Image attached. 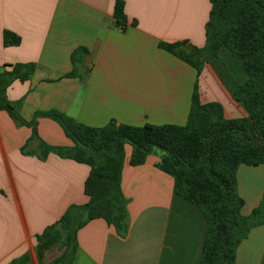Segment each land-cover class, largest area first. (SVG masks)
<instances>
[{
	"label": "crops",
	"instance_id": "crops-1",
	"mask_svg": "<svg viewBox=\"0 0 264 264\" xmlns=\"http://www.w3.org/2000/svg\"><path fill=\"white\" fill-rule=\"evenodd\" d=\"M116 0H0V68L34 64L29 80L15 81L6 99L30 121L35 112L56 111L91 128L116 125L183 126L193 87L201 104L216 103L226 120L247 113L232 93L247 80L241 61L227 49L197 75L189 65L159 48L186 41L202 48L208 0H122L125 23L113 18ZM19 38L5 47L3 32ZM76 54V75L71 54ZM38 138L50 147L71 148L61 127L37 119ZM31 129L0 111V264H51L64 248L57 244L39 262L36 237L71 205H84L89 168L47 153L40 157ZM125 145L121 191L127 200L123 237L103 220L87 222L76 234L71 264H200L206 222L201 212L174 192V180L157 166L154 149L144 164H129ZM237 192L242 215L264 193V164L241 166ZM237 264H264V224L253 228L235 253Z\"/></svg>",
	"mask_w": 264,
	"mask_h": 264
},
{
	"label": "trees",
	"instance_id": "trees-1",
	"mask_svg": "<svg viewBox=\"0 0 264 264\" xmlns=\"http://www.w3.org/2000/svg\"><path fill=\"white\" fill-rule=\"evenodd\" d=\"M210 11L205 24L202 48L188 42L159 43V48L192 67L197 75L205 63L215 59L221 49L229 50L240 61L247 80L233 93L247 113L242 119L226 120L219 104H201L197 86L193 87L186 123L133 127L109 122L91 128L56 111L35 112L30 121L21 118L18 104L6 99V91L15 81L21 83L34 74V64L4 65L0 68V111L19 126L31 129L29 141L37 142L40 157L54 153L89 168L83 185L88 201L71 205L64 214L36 237V257L60 244L64 251L51 264H71L76 234L87 222L103 220L123 237L128 229L127 200L121 191L124 147L132 149L129 164H144L154 149L164 153L157 168L174 180V192L203 215L206 227L200 264H237L235 253L249 232L264 224V193L248 216L242 215L244 202L237 192L239 167L264 164V0H208ZM113 18L123 29V1L116 0ZM5 47L17 46L19 38L7 31L2 35ZM71 54L76 75V54ZM56 122L72 142L71 148L50 147L37 135V119Z\"/></svg>",
	"mask_w": 264,
	"mask_h": 264
},
{
	"label": "rangeland",
	"instance_id": "rangeland-1",
	"mask_svg": "<svg viewBox=\"0 0 264 264\" xmlns=\"http://www.w3.org/2000/svg\"><path fill=\"white\" fill-rule=\"evenodd\" d=\"M157 150V149H156Z\"/></svg>",
	"mask_w": 264,
	"mask_h": 264
}]
</instances>
